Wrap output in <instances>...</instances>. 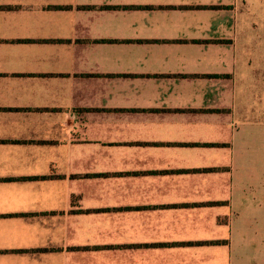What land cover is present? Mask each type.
I'll return each mask as SVG.
<instances>
[{"label": "crops", "instance_id": "obj_1", "mask_svg": "<svg viewBox=\"0 0 264 264\" xmlns=\"http://www.w3.org/2000/svg\"><path fill=\"white\" fill-rule=\"evenodd\" d=\"M252 10L0 0V264H264Z\"/></svg>", "mask_w": 264, "mask_h": 264}, {"label": "rangeland", "instance_id": "obj_2", "mask_svg": "<svg viewBox=\"0 0 264 264\" xmlns=\"http://www.w3.org/2000/svg\"><path fill=\"white\" fill-rule=\"evenodd\" d=\"M252 6V18L264 31V0H250Z\"/></svg>", "mask_w": 264, "mask_h": 264}]
</instances>
